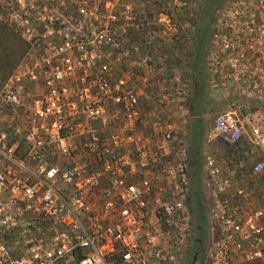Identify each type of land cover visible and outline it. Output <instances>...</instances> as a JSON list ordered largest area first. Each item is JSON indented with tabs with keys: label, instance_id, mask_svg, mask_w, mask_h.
I'll return each mask as SVG.
<instances>
[{
	"label": "built area",
	"instance_id": "1",
	"mask_svg": "<svg viewBox=\"0 0 264 264\" xmlns=\"http://www.w3.org/2000/svg\"><path fill=\"white\" fill-rule=\"evenodd\" d=\"M170 3L0 0L28 47L0 88V120L24 125L21 154L0 133V264H182L189 146L176 124L191 79L164 76L153 31L175 28ZM203 68L206 97L228 108L209 137L235 155L225 167L202 154L198 264H264V126L247 119L264 108V0L216 7Z\"/></svg>",
	"mask_w": 264,
	"mask_h": 264
},
{
	"label": "rangeland",
	"instance_id": "2",
	"mask_svg": "<svg viewBox=\"0 0 264 264\" xmlns=\"http://www.w3.org/2000/svg\"><path fill=\"white\" fill-rule=\"evenodd\" d=\"M35 2H39V0H34ZM179 3L176 7V11L172 12V18L174 20L175 28L172 27H157L153 29L155 31L157 37L162 38L160 43L161 52H163L164 61H163V71L164 76L167 78L171 75H177L180 78L189 81L191 79V72L189 70V63L192 60V52H193V38H194V30H195V20L197 16L198 6L202 2V0H178ZM183 2L185 5L183 6ZM129 3L133 6L134 10H136V5L143 3V10L147 11L150 6L154 5L157 8V12H161L163 14H167L169 8L174 11V8L170 7V0H144L140 2V0H129ZM35 4V3H34ZM182 4V5H181ZM157 5V6H156ZM159 6V7H158ZM142 9V6L140 7ZM139 9V5L138 8ZM188 24L192 26L194 29H185L183 26ZM0 27L6 28L9 32L13 34L14 39H16V44L12 46L11 51L4 52L2 51V58H0V88L7 78V76L11 73L13 68L18 64V62L25 56L28 52V47L22 42V40L14 33L13 29L7 26L5 23L0 21ZM190 30V31H189ZM185 40V41H184ZM25 46V48H24ZM3 74H7L6 78L2 80ZM191 89V84H189ZM30 89L27 88V90ZM30 95H33L34 92L28 90ZM190 98H191V90H190ZM219 97H214L212 99H208L205 95V103L209 105L208 109L202 113V135L200 142V164L202 166V154L206 153L214 158L215 162L218 164H223L222 166L228 167V162L232 161V157L235 155L234 149L228 148L223 145L217 138H211L210 129L213 124V121L216 115L220 112L228 110L225 106V103L217 100ZM190 100V99H189ZM189 103V102H188ZM188 111V104H187ZM146 110V109H145ZM249 113L250 120L260 126H264V108L263 107H253L247 109ZM11 113L9 110H4V115L0 120V133L4 134L5 140L4 142L7 145H13L14 143H18L17 151L18 154H21L23 151V145H21L17 136L14 135L13 128H18L20 131L24 129V125L21 123H15L11 120ZM189 113L187 117L183 120H180L176 125L179 128V132L182 134L183 139L187 142L189 146L190 139V125H189ZM227 162V163H226ZM250 162H247V165ZM228 170H232V168H227ZM202 177V171L200 167V179ZM200 181V180H199ZM201 182V181H200ZM201 191V184H200ZM202 195V194H201ZM204 205L206 204L203 199ZM205 217H206V208H205ZM205 233L206 237L208 236V223L207 219L205 221ZM208 245V240L206 239V247ZM185 258V254L183 257V261ZM183 264V263H182ZM196 264V261H195ZM198 264V263H197Z\"/></svg>",
	"mask_w": 264,
	"mask_h": 264
},
{
	"label": "trees",
	"instance_id": "3",
	"mask_svg": "<svg viewBox=\"0 0 264 264\" xmlns=\"http://www.w3.org/2000/svg\"><path fill=\"white\" fill-rule=\"evenodd\" d=\"M223 0H202L198 6L195 20L193 38L192 60L188 67L191 72V98L188 103L190 141L188 151V177L189 193L187 205L191 216V230L188 245L185 250L183 264H189L193 256H196V264L200 262L206 246L205 233V205L200 191V142L202 135V119L210 104L205 103L206 84L203 68V57L208 44V34L211 25V18L216 7ZM13 34L6 28L0 27V58L2 51L9 52L16 44ZM25 48V46H24ZM7 74H3L2 80Z\"/></svg>",
	"mask_w": 264,
	"mask_h": 264
},
{
	"label": "crops",
	"instance_id": "4",
	"mask_svg": "<svg viewBox=\"0 0 264 264\" xmlns=\"http://www.w3.org/2000/svg\"><path fill=\"white\" fill-rule=\"evenodd\" d=\"M131 4H132V3H131ZM138 5H139V4L136 5V10H137V8H138ZM205 84H206V82H205ZM205 95H206V94H205ZM218 97H219V98H217V100L220 101V100H219V99H220V96H218ZM223 98H224V97L221 96V99H222L221 101L224 102V99H223ZM142 105H144V107H145L144 101H142ZM243 115H245V114H243ZM249 116H250V115H248V118H247L248 120H250V117H249ZM244 121H245V119H244ZM218 140H219V139H218ZM219 141H220V140H219ZM256 153H258V152L256 151ZM256 155H257V154H256ZM250 161H251V160H250ZM201 171H202V168H201ZM188 172H189V169H188ZM200 181H201V179H200ZM182 263H183V262H182Z\"/></svg>",
	"mask_w": 264,
	"mask_h": 264
},
{
	"label": "water",
	"instance_id": "5",
	"mask_svg": "<svg viewBox=\"0 0 264 264\" xmlns=\"http://www.w3.org/2000/svg\"><path fill=\"white\" fill-rule=\"evenodd\" d=\"M195 261H196V256H193L189 264H195Z\"/></svg>",
	"mask_w": 264,
	"mask_h": 264
}]
</instances>
